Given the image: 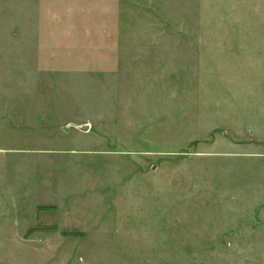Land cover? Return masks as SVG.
I'll return each instance as SVG.
<instances>
[{
    "label": "rangeland",
    "instance_id": "obj_1",
    "mask_svg": "<svg viewBox=\"0 0 264 264\" xmlns=\"http://www.w3.org/2000/svg\"><path fill=\"white\" fill-rule=\"evenodd\" d=\"M117 6L119 71L45 72L41 126L2 127L0 264H264V138L231 114L258 119L264 0Z\"/></svg>",
    "mask_w": 264,
    "mask_h": 264
},
{
    "label": "crops",
    "instance_id": "obj_2",
    "mask_svg": "<svg viewBox=\"0 0 264 264\" xmlns=\"http://www.w3.org/2000/svg\"><path fill=\"white\" fill-rule=\"evenodd\" d=\"M117 5L115 0H0L1 136L6 132L2 127L34 128L38 122L41 126L44 95L40 80L45 72L86 77L93 72L119 71ZM263 66L264 60L260 76H255L263 89L258 119L250 107L231 109L232 118L244 123L242 131L251 130L258 138H264ZM90 129L83 125V132Z\"/></svg>",
    "mask_w": 264,
    "mask_h": 264
}]
</instances>
